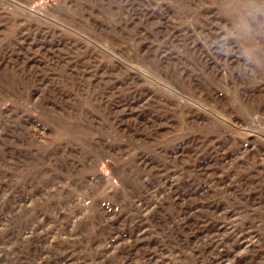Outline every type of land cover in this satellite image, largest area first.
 I'll use <instances>...</instances> for the list:
<instances>
[{
  "label": "rangeland",
  "instance_id": "374dc122",
  "mask_svg": "<svg viewBox=\"0 0 264 264\" xmlns=\"http://www.w3.org/2000/svg\"><path fill=\"white\" fill-rule=\"evenodd\" d=\"M223 262L264 264V0H0V264Z\"/></svg>",
  "mask_w": 264,
  "mask_h": 264
},
{
  "label": "bare ground",
  "instance_id": "6f19581e",
  "mask_svg": "<svg viewBox=\"0 0 264 264\" xmlns=\"http://www.w3.org/2000/svg\"><path fill=\"white\" fill-rule=\"evenodd\" d=\"M170 188H171V187H170ZM177 188H178V187H177ZM171 189H172V188H171ZM171 189H170V190H171ZM175 190H176V189H175ZM177 190H178V189H177ZM175 192H176V191H175ZM173 194H174V193H173ZM169 195H170V194H169ZM169 197H170V196H169ZM170 198H171V197H170ZM170 198H169V199H170ZM145 200H146V199H145ZM144 204H145V203H144ZM162 204H163V203H162ZM194 205H195V204H194ZM200 205H201V204H200ZM190 206H192V205L190 204ZM197 208H198V207H197ZM193 210H194V209H193ZM189 211H190V210H189ZM195 211H196V210H195ZM195 213H196V212H195ZM186 215H187V214H186ZM189 218H190V217H189ZM184 219H185V217H184ZM186 221H187V220H186ZM204 222H205V221H204ZM189 223H190V222H189ZM207 224H208V223H207ZM189 226H190V225H189ZM193 226H194V225H193ZM195 226H196V225H195ZM207 226H208V225H207ZM205 227H206V226H205ZM198 228H199V227H198ZM198 228H197V229H198ZM204 229H205V228H204ZM212 229H213V228H212ZM200 231H201V229H200ZM207 231H208V230H207ZM202 232H203V231H202ZM206 233H207V232H206ZM218 233H219V232H218ZM222 233H223V232H222ZM224 233H225V232H224ZM211 234H212V233H211ZM218 235H219V234H218ZM218 235H217V236H218ZM221 235H222V234H221ZM209 236H210V235H209ZM212 236H215V235L212 234ZM212 236H210V237H212ZM224 237H225V236H224ZM244 237H245V235H244ZM244 237H243V238H244ZM216 238H218V237H216ZM220 238H221V237H220ZM246 238H247V237H246ZM206 239H207V237H206ZM226 239H227V238H226ZM207 240H208V239H207ZM210 240H211V238H210ZM213 240H214V238H213ZM213 240H212V241H213ZM216 240H218V239H216ZM216 240H215V241H216ZM224 240H225V239H224ZM212 241H211V242H212ZM208 242H209V240H208ZM223 242H224V241H223ZM216 243H217V242H216ZM203 244H204V243H203ZM219 244H220V243H219ZM221 244H222V243H221ZM211 245H212V244H211ZM215 245H216V244H215ZM203 246H204V245H203ZM205 246H206V245H205ZM207 248H208V247H207ZM218 254H219V253H218ZM219 255H220V254H219ZM223 256L225 257L226 255H223ZM216 262H217V261H216ZM144 264H145V263H144ZM150 264H151V263H150ZM223 264H227V263H226V262H223ZM228 264H229V263H228ZM230 264H231V263H230Z\"/></svg>",
  "mask_w": 264,
  "mask_h": 264
}]
</instances>
